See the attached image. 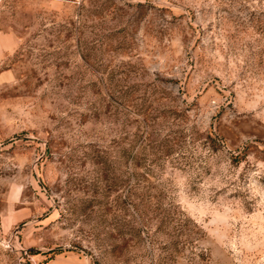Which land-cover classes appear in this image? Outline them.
<instances>
[{"label":"rangeland","instance_id":"374dc122","mask_svg":"<svg viewBox=\"0 0 264 264\" xmlns=\"http://www.w3.org/2000/svg\"><path fill=\"white\" fill-rule=\"evenodd\" d=\"M0 5V264H264V0Z\"/></svg>","mask_w":264,"mask_h":264},{"label":"crops","instance_id":"0c3cea01","mask_svg":"<svg viewBox=\"0 0 264 264\" xmlns=\"http://www.w3.org/2000/svg\"><path fill=\"white\" fill-rule=\"evenodd\" d=\"M4 11V7H0V64L2 63V60L6 55H9L10 53L15 51L19 43L14 28H4L2 26L1 16ZM11 80L12 73L9 70L0 72V83H10Z\"/></svg>","mask_w":264,"mask_h":264}]
</instances>
